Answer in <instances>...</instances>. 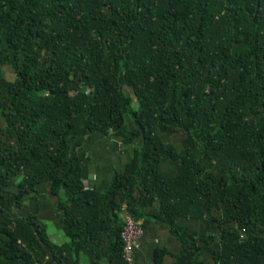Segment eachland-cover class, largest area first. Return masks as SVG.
Masks as SVG:
<instances>
[{"label": "trees", "instance_id": "trees-1", "mask_svg": "<svg viewBox=\"0 0 264 264\" xmlns=\"http://www.w3.org/2000/svg\"><path fill=\"white\" fill-rule=\"evenodd\" d=\"M96 133L133 150L106 191ZM44 183L67 243L25 214ZM127 217L175 264H264V0H0V264H129Z\"/></svg>", "mask_w": 264, "mask_h": 264}, {"label": "rangeland", "instance_id": "rangeland-1", "mask_svg": "<svg viewBox=\"0 0 264 264\" xmlns=\"http://www.w3.org/2000/svg\"><path fill=\"white\" fill-rule=\"evenodd\" d=\"M7 77L12 79L14 77L13 71L7 72ZM129 124L130 123L128 122V128ZM107 139V136L101 133H96L92 136L89 143L79 150L80 156L83 159H86V163L84 164L85 179L91 181V178H89V171L91 168L94 173L97 172L98 175L100 173L97 183H91V186L98 184L97 186L103 191L111 188L115 179L114 169L117 171L122 169L119 155L122 154V149H126V152L128 153L126 160L128 161L133 154V150L130 147L119 145L117 143L110 144L105 141ZM172 140L177 147L181 146L179 137H174ZM120 147L121 150L119 152L118 150ZM100 157L103 159H100ZM38 192L39 196H37L36 193H33L25 198V214L34 213L39 215L47 224L49 235L52 240L58 244L67 243L68 239L64 232L63 225L61 224L60 218L57 216V203L50 192V184L44 183L40 185ZM182 224L186 225L194 236H201L204 233L203 224L199 221H184Z\"/></svg>", "mask_w": 264, "mask_h": 264}, {"label": "crops", "instance_id": "crops-1", "mask_svg": "<svg viewBox=\"0 0 264 264\" xmlns=\"http://www.w3.org/2000/svg\"><path fill=\"white\" fill-rule=\"evenodd\" d=\"M5 72L7 75V72H11L10 69L5 68ZM106 142H109L110 144H119V145H123L122 140H119L118 138H114V139H107L105 140ZM109 145V144H107ZM110 147V146H109ZM121 150V147L119 148V152ZM122 154L120 155V165L121 168L123 170V168L125 167V165H127V163H129L128 160H126V157L128 155V153L126 152V149H122ZM133 157V156H132ZM131 157V158H132ZM100 159H103L102 157H100ZM173 166L171 167H166L167 171H169V173H171V171ZM114 174L117 172V170L114 169ZM100 175V173H99ZM99 175L97 174V172L94 173V171L92 170V168L89 171V178H91V181L85 179V182L87 184V187H95V186H91V183L96 184L98 179H99ZM101 184V183H100ZM99 187V186H97ZM128 218V217H127ZM168 249L171 253V255H169L167 257V264H175L176 262V255H178L181 252L182 246L181 243H179L169 232V230L164 227V226H158L156 224H152L149 226V228L146 231V236L144 238V240L142 241L141 244V248L136 252V260H137V264H154V260H155V253L157 249ZM203 259L207 260L208 264H213V259L210 258L208 255H204L202 256Z\"/></svg>", "mask_w": 264, "mask_h": 264}, {"label": "built area", "instance_id": "built-area-1", "mask_svg": "<svg viewBox=\"0 0 264 264\" xmlns=\"http://www.w3.org/2000/svg\"><path fill=\"white\" fill-rule=\"evenodd\" d=\"M126 221L122 236L125 243L124 257L129 264H137L136 252L141 248L146 231L143 222H136L131 217H128Z\"/></svg>", "mask_w": 264, "mask_h": 264}]
</instances>
